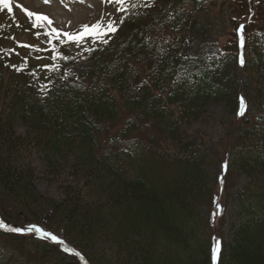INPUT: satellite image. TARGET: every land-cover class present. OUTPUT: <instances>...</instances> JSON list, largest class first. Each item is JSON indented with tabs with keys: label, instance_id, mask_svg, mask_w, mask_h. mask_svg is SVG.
Returning a JSON list of instances; mask_svg holds the SVG:
<instances>
[{
	"label": "trees",
	"instance_id": "16d2710c",
	"mask_svg": "<svg viewBox=\"0 0 264 264\" xmlns=\"http://www.w3.org/2000/svg\"><path fill=\"white\" fill-rule=\"evenodd\" d=\"M229 2L125 4L120 34L93 47L75 78L54 72L43 100L0 46V216L59 241L0 231V264H20L13 254L22 264L36 254L49 264H264L262 0L241 22L243 49L235 35L231 53L182 55L183 34L239 24ZM232 64L251 100L226 82ZM241 97L251 112L238 116ZM213 103L230 110L218 143L195 130ZM116 126L107 149L101 138ZM36 162L61 181L58 200L37 190Z\"/></svg>",
	"mask_w": 264,
	"mask_h": 264
},
{
	"label": "rangeland",
	"instance_id": "374dc122",
	"mask_svg": "<svg viewBox=\"0 0 264 264\" xmlns=\"http://www.w3.org/2000/svg\"><path fill=\"white\" fill-rule=\"evenodd\" d=\"M256 2L257 0H230L229 6L232 8L233 14L236 15L235 17L239 18V24L229 27L227 22L213 20L212 24H208L210 28L208 32L204 33V36L195 33L183 34V57L197 58L205 56L212 58L219 57L224 52L231 53L230 48L233 46L237 29L243 25L241 22L245 19H250L254 15V8H257ZM132 3H135V0H132ZM261 4H264V0H262ZM116 7L118 6L104 3L102 0H83L82 3L73 2V0H49V3H44V0H10L11 12L0 8V46L4 48L7 57L11 59L13 57L12 51H14V59L11 60L12 65L24 69L19 71L21 79L38 91L39 99L43 100L46 97L45 89H48L49 77L54 72H58L65 78H75L77 74L83 73L90 65V52L85 51V49L96 48L102 44L85 39L78 46L76 43L66 42V34L77 35L85 25L91 27L99 23L101 26H105L109 21H114L118 24L122 12L117 13ZM25 10L48 17L51 25L45 24L42 29L34 28L33 21L25 14ZM44 32H47L48 35H44ZM54 32L59 35H53ZM117 34L119 35L120 31L114 36ZM114 36L110 35L105 37V39L108 41ZM18 45H28L30 47H18ZM32 48L40 49L41 51H32ZM25 63H27V67H25ZM234 67V64L228 66L226 82L232 87L243 90L242 93H247L248 100H251L254 93L253 90L249 87L248 91H246L245 78L237 74L235 69H233ZM47 69H51V71ZM31 73H35V75ZM142 80H144V75L137 77L138 82ZM261 86V98L264 105V82H261ZM246 111L251 112L250 107H246L244 113ZM229 113L230 110L226 103H213L209 106L206 119L197 124L195 130H201L209 140L213 143H218L220 138H223L228 127ZM117 130L118 126L103 135L101 138L103 147L110 148L109 142L115 138ZM149 134L151 133H138L136 143L143 147V142L148 140ZM154 139L160 140L159 137L152 133V140ZM35 166L38 173L36 188L39 193L58 200L60 198L61 181L53 183L48 181L44 175L42 165L36 162ZM6 212L11 218L14 216L10 208H5V215L7 214ZM0 221L4 222L1 216ZM8 227L19 231L17 235L20 236V239L18 241L22 244L25 239H30L33 234L39 236V233L28 232L27 229L30 226H21L18 221L8 224ZM25 247L28 253H35L33 247ZM21 253L26 256L23 247ZM0 254H3L2 250ZM44 254L42 256L47 257ZM13 257L15 258L12 261H19L18 263L20 264L24 262V259L20 258L21 255L19 254H13ZM49 263V260L41 259V256L36 254V258L31 256V261L28 264Z\"/></svg>",
	"mask_w": 264,
	"mask_h": 264
},
{
	"label": "snow or ice",
	"instance_id": "6c2138e0",
	"mask_svg": "<svg viewBox=\"0 0 264 264\" xmlns=\"http://www.w3.org/2000/svg\"><path fill=\"white\" fill-rule=\"evenodd\" d=\"M73 2H81L82 3L83 0H73ZM102 2L118 6V7H116V12L121 13V12L129 11V9L124 7V5L128 4V3H132V0H102ZM154 2H155V0H135V3H132V7H136V6L141 5V4L143 6H146V7H151V6H153ZM44 3H49V0H44ZM0 8L7 9L9 12H11L10 0H0ZM25 14L29 17L30 20L33 21V27L34 28L42 29L45 24L51 25V21L46 16L37 15L33 12H29L26 10H25ZM125 19H126V17H120L118 24L114 21H109L105 26H101L99 23L94 24L91 27H89L88 25H85L79 31V34H77V35H67L66 34V37H65L66 42L76 43L79 46L80 44H82V42L85 39H90L94 43L107 44L108 41L105 39V37H108L110 35L114 36L119 31V25H122L125 22ZM243 32H244L243 26H241L239 29H237V36L239 37V47L241 49H243V47H244ZM43 34L48 35L47 32H44ZM53 35H59V34L54 32ZM18 47L29 48L30 46L18 45ZM31 50L36 51V52L41 51L40 49H35V48H32ZM85 51L91 52V51H95V49L88 48V49H85ZM239 63H240L241 67L244 66V59H243L242 55L240 57ZM25 67H27V63H25ZM23 70H24L23 68H17L16 69V71H23ZM47 70L51 71V69H47ZM31 74L35 75V73H31ZM245 109H246V104H245L244 99L241 97L239 100L238 116H242L244 114ZM0 229L6 230V231H13L14 230L11 228H4L3 224H0ZM27 231L39 233L42 238L55 241L54 236H51L46 232H42L41 229H39V228L30 227L27 229ZM57 242H59V241H57ZM219 247H220V242L218 240H216L215 244L212 246L213 260H215L218 256Z\"/></svg>",
	"mask_w": 264,
	"mask_h": 264
}]
</instances>
